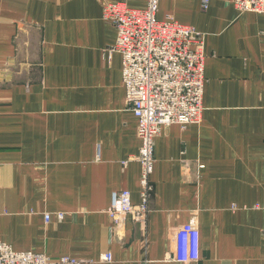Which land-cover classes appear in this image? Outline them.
Wrapping results in <instances>:
<instances>
[{
  "label": "crops",
  "instance_id": "crops-1",
  "mask_svg": "<svg viewBox=\"0 0 264 264\" xmlns=\"http://www.w3.org/2000/svg\"><path fill=\"white\" fill-rule=\"evenodd\" d=\"M201 2L156 13L203 36L200 122L161 129L146 227L115 230L111 193L139 202L140 141L103 10L145 2L0 0L1 242L82 264H264V13ZM189 222L197 259H166L170 228Z\"/></svg>",
  "mask_w": 264,
  "mask_h": 264
},
{
  "label": "built area",
  "instance_id": "built-area-1",
  "mask_svg": "<svg viewBox=\"0 0 264 264\" xmlns=\"http://www.w3.org/2000/svg\"><path fill=\"white\" fill-rule=\"evenodd\" d=\"M209 0H202L206 10ZM141 12L105 6L103 19L117 29L114 44L107 49L121 55V81L128 109L137 122L140 144L135 157L140 166L139 202L132 204L128 190L111 193L107 214L112 228H122L127 220L146 227L153 190L151 174L154 140L162 128L173 124L182 129L200 122L204 77L203 36L193 27L156 19L159 0H144ZM240 12L264 13V0H233ZM127 161L123 162V165ZM264 208V205H263ZM61 215L59 214V217ZM48 221V216H44ZM168 260L189 263L197 259V227L194 222L170 228ZM111 262L110 252L102 254ZM82 264L67 256L50 258L44 253L14 251L0 241V264Z\"/></svg>",
  "mask_w": 264,
  "mask_h": 264
}]
</instances>
